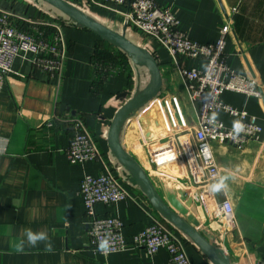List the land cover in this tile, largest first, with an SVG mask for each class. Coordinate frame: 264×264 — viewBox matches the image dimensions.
<instances>
[{
    "label": "crops",
    "instance_id": "obj_1",
    "mask_svg": "<svg viewBox=\"0 0 264 264\" xmlns=\"http://www.w3.org/2000/svg\"><path fill=\"white\" fill-rule=\"evenodd\" d=\"M68 1L150 51L163 76L162 89L154 100L164 102L162 97L175 95L187 123H196L198 107L190 98L180 68H202L205 66L202 59L180 56L176 62L155 38L126 25L122 14L95 6L89 0ZM155 1L171 8L181 29L192 40L202 43L219 38L227 14L238 6L227 36L228 62L240 74L257 77L264 86V0ZM0 9L13 12L15 22L24 29L57 21L62 26L68 50L61 79L50 77L30 61L18 58L13 66L15 72L7 77L0 96V264L167 262L168 253L164 249L149 256L142 249L132 247L135 234L154 219L164 218L108 145V132L116 113L147 85L148 69L42 0H0ZM98 51L102 56L112 55L118 68L116 73L102 76L96 72L93 62ZM221 98L237 108L246 107L258 117L263 128L261 139L243 149L212 143L220 168L215 184L221 186L211 197L214 201L224 198L232 201L237 221L234 231H226L213 218L210 206L200 201L197 196L200 189L187 180L184 163L161 172L149 163L144 147L142 150L138 146L137 134L138 122H145L149 114L144 113L139 119H133V114L124 125L121 140L146 170L163 199L213 244L223 248L232 264H242L264 257V97L246 100L241 94L224 92ZM56 114L63 118L74 114L84 118L115 174L130 192L131 197L116 204L96 207L98 215L116 216L124 222V237L129 244L126 250L104 256L94 254L87 247L81 180L86 173L97 175L102 164L69 161L66 151L73 138L72 129L69 123L57 120L48 127ZM217 117L227 125L235 122L224 111L218 112ZM26 229L46 232L52 250H45V241L34 246L25 242L18 250L15 242L25 237ZM179 237L191 264H213L188 237L181 232Z\"/></svg>",
    "mask_w": 264,
    "mask_h": 264
},
{
    "label": "built area",
    "instance_id": "obj_2",
    "mask_svg": "<svg viewBox=\"0 0 264 264\" xmlns=\"http://www.w3.org/2000/svg\"><path fill=\"white\" fill-rule=\"evenodd\" d=\"M89 1L100 8L122 14L126 25L155 38L174 61L184 56L205 62L202 68H180L190 98L198 107L196 123H187L175 95L168 99L162 97L164 104L173 106L178 123L175 122V128L171 131H164L160 137L146 142L144 150L149 163L157 172L184 163L187 180L200 189L197 196L202 203L210 206L213 218L220 221L226 231L236 230L232 201L229 198L214 201L211 197V193L215 192L212 186L220 175L212 143L243 149L249 143L261 139L263 128L258 117L246 107L237 108L224 102L221 96L224 92H235L243 95L246 100L264 97V86L257 77L240 74L228 62L227 36L233 24V14L239 11V7H233L232 14H227V21L220 28L219 38L215 42L202 43L192 40L181 29L180 21L171 8L155 0ZM48 22L45 26L35 24L33 29H24L15 22L13 12L0 9V96L7 77L15 72L13 66L18 58L30 61L50 77H63L68 56L63 29L57 21ZM93 64L96 72L102 76L116 73L118 69L105 60L94 58ZM221 111L235 118V122L227 125L220 120L217 113ZM56 120L69 123L72 129L73 138L66 151L71 163L102 164L97 175L86 173L81 180L87 247L94 254L104 256L126 250L129 244L124 237V222L116 216L98 215L96 207L98 204H116L131 197L130 192L115 174L98 139L81 115L63 118L56 114L48 127H52ZM179 233L165 219H154L151 225L133 236L131 245L135 249H142L149 256L164 249L168 253V260L163 264H191ZM101 244L105 246L101 248ZM242 264H264V257Z\"/></svg>",
    "mask_w": 264,
    "mask_h": 264
},
{
    "label": "water",
    "instance_id": "obj_3",
    "mask_svg": "<svg viewBox=\"0 0 264 264\" xmlns=\"http://www.w3.org/2000/svg\"><path fill=\"white\" fill-rule=\"evenodd\" d=\"M59 10L78 25L89 29L103 40L125 52L133 62L148 69L150 79L147 85L130 98L116 113L108 132V145L113 156L138 182L152 206L179 232L188 237L213 264H232L229 254L213 244L186 217L171 207L160 195L146 170L122 144L121 136L128 119L141 107L153 100L163 86V76L155 56L146 48L139 46L102 22L92 18L68 0H42Z\"/></svg>",
    "mask_w": 264,
    "mask_h": 264
},
{
    "label": "rangeland",
    "instance_id": "obj_4",
    "mask_svg": "<svg viewBox=\"0 0 264 264\" xmlns=\"http://www.w3.org/2000/svg\"><path fill=\"white\" fill-rule=\"evenodd\" d=\"M144 113H147V115L149 114L148 119L145 122H138L137 127V134L139 137L138 146L142 150L146 142L153 141L155 138L160 137L164 131H171V129L175 128V122L178 123L173 106L171 104L167 106L161 101L156 102L154 99L151 100L134 113L133 119H139ZM160 129L163 131H159ZM159 132L161 133L159 134ZM189 200L192 201V199Z\"/></svg>",
    "mask_w": 264,
    "mask_h": 264
},
{
    "label": "clouds",
    "instance_id": "obj_5",
    "mask_svg": "<svg viewBox=\"0 0 264 264\" xmlns=\"http://www.w3.org/2000/svg\"><path fill=\"white\" fill-rule=\"evenodd\" d=\"M221 185L220 184H215L212 186V190L215 191L216 189H218ZM39 241H48V235L46 232L43 231H39V232H34L31 229H26L25 230V237L21 240H19L18 242H15V246L16 248L22 249L25 242L29 245H36L37 242ZM105 245L101 244V248H103ZM45 250L46 251H51L52 250V245L50 242H47L45 244Z\"/></svg>",
    "mask_w": 264,
    "mask_h": 264
},
{
    "label": "trees",
    "instance_id": "obj_6",
    "mask_svg": "<svg viewBox=\"0 0 264 264\" xmlns=\"http://www.w3.org/2000/svg\"><path fill=\"white\" fill-rule=\"evenodd\" d=\"M106 56H102V53H101V51H98V53H97V55L95 56V59L96 60H105V61H108V62H110V63H112V64H114L116 67H117V65H116V63H115V60L113 59V57H112V55L111 54H105Z\"/></svg>",
    "mask_w": 264,
    "mask_h": 264
}]
</instances>
